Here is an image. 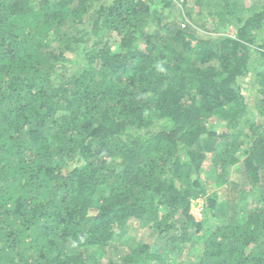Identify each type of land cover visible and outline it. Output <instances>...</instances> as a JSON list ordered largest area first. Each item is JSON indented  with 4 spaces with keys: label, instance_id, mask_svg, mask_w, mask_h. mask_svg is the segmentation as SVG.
Returning a JSON list of instances; mask_svg holds the SVG:
<instances>
[{
    "label": "trees",
    "instance_id": "trees-1",
    "mask_svg": "<svg viewBox=\"0 0 264 264\" xmlns=\"http://www.w3.org/2000/svg\"><path fill=\"white\" fill-rule=\"evenodd\" d=\"M0 264H264V2L0 0Z\"/></svg>",
    "mask_w": 264,
    "mask_h": 264
},
{
    "label": "rangeland",
    "instance_id": "rangeland-1",
    "mask_svg": "<svg viewBox=\"0 0 264 264\" xmlns=\"http://www.w3.org/2000/svg\"><path fill=\"white\" fill-rule=\"evenodd\" d=\"M174 1H179V0H174ZM247 1L248 3L252 4V2H264V0H244ZM176 4V2H175ZM178 13V11H176ZM175 12V13H176ZM208 23L212 25V18L206 19ZM192 28V27H191ZM143 45V42H140V46ZM243 90H246L245 92L249 91L250 89V84H249V77L244 78V80H241ZM255 85L252 86L250 91L253 93L254 92ZM218 130H221V127L218 128ZM201 176L202 179L205 182V185L208 189L207 194H212V193H217L220 197L219 200L225 199L229 200L228 203V208L227 210L230 211V206L233 207V212H236V220L242 221V217L244 214V210L246 208H238L241 204H244V207L247 205V201L250 199L255 200L254 196H247L244 197V200L239 201L240 203L237 205L238 200H236V204L232 202V194H236L237 190H241V188H246V179H245V173L243 171V166L241 162L236 163L235 165H232L229 169V177L228 180L225 182H219L217 180V176L212 168L211 161H210V155L208 154L203 166L201 167ZM234 180H238L236 184H234ZM248 195V193H246ZM247 200V201H246ZM202 198L198 199H193L191 201V206H190V212L191 214L196 218V220H200L204 216V212L202 211ZM223 202V201H222ZM220 204V201L218 202ZM219 206V205H218ZM225 208V207H224ZM223 208V212H224ZM226 209V208H225ZM229 215V213H226ZM220 217L218 218L219 221L225 222L224 221V214L219 215ZM127 231L132 234L136 235L137 237L141 238L140 240H145L146 242H153L157 247L161 248L163 244L165 243L163 238H160L156 232L151 231V229L148 227V225L141 226L138 224H134L130 222V225L128 226ZM194 240V239H193ZM189 243H186L187 248L189 249ZM154 245V246H155ZM153 246V247H154ZM126 245L123 241V239H117V240H112L106 247H104V253H105V258H117L121 252L126 251ZM190 255V254H189ZM188 254L182 255L183 258L186 260H190V256ZM183 260V259H181Z\"/></svg>",
    "mask_w": 264,
    "mask_h": 264
},
{
    "label": "bare ground",
    "instance_id": "bare-ground-1",
    "mask_svg": "<svg viewBox=\"0 0 264 264\" xmlns=\"http://www.w3.org/2000/svg\"><path fill=\"white\" fill-rule=\"evenodd\" d=\"M174 2H176V4L179 6V4L181 5V3H182V0H179V1H174Z\"/></svg>",
    "mask_w": 264,
    "mask_h": 264
}]
</instances>
